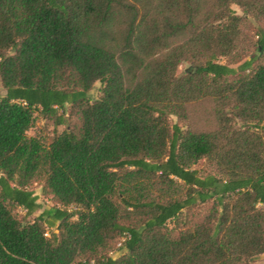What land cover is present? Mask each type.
I'll return each instance as SVG.
<instances>
[{
  "label": "trees",
  "instance_id": "trees-1",
  "mask_svg": "<svg viewBox=\"0 0 264 264\" xmlns=\"http://www.w3.org/2000/svg\"><path fill=\"white\" fill-rule=\"evenodd\" d=\"M0 88V264L264 254V0H0Z\"/></svg>",
  "mask_w": 264,
  "mask_h": 264
},
{
  "label": "rangeland",
  "instance_id": "rangeland-1",
  "mask_svg": "<svg viewBox=\"0 0 264 264\" xmlns=\"http://www.w3.org/2000/svg\"><path fill=\"white\" fill-rule=\"evenodd\" d=\"M232 8L236 11L237 14H241L240 9L236 5H232ZM219 61L221 63L225 62V59L223 57L219 58ZM238 64L232 65V67H237ZM191 70V65L188 62H182L177 69V75H182L186 71ZM5 90L3 88H0V95H4ZM90 96L92 98H96L100 94V83L96 82L92 90L90 91ZM36 122L35 126L29 131L30 135L39 134L42 136H45L49 139L52 138L53 133L57 129V131H61L63 127H55L51 120H48L46 118H43L42 115H40L38 112H36ZM172 122L176 123L177 118L172 117ZM188 125L190 129L193 131H204V130H210L215 126V120L213 117L212 112V103L210 101H202L199 103H194L189 106V122ZM184 128L186 126H183ZM30 189L34 192V194L38 198V202L41 205V208L39 211L34 213L32 216L29 217V219H33L39 212H41L44 209L51 208L53 206H58V204L55 202V200L52 198L51 195L46 194L42 188V184L39 182H35L31 185ZM70 210H74V208H70ZM19 213L24 214V210L21 208H18L17 210ZM52 231H55L54 228H49L47 230V235L49 236ZM117 244L114 249L110 252V255L115 258L120 255V251L117 249ZM122 253V251H121ZM252 264H264V254L260 255Z\"/></svg>",
  "mask_w": 264,
  "mask_h": 264
}]
</instances>
